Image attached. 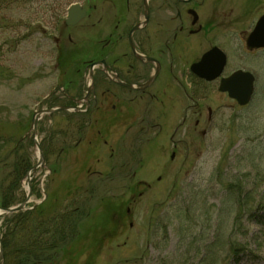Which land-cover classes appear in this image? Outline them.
Instances as JSON below:
<instances>
[{
    "label": "rangeland",
    "instance_id": "rangeland-1",
    "mask_svg": "<svg viewBox=\"0 0 264 264\" xmlns=\"http://www.w3.org/2000/svg\"><path fill=\"white\" fill-rule=\"evenodd\" d=\"M76 1L0 4V199L10 195L14 206L28 194L26 175L12 186L16 150L37 165L34 112L60 106L45 99L59 98L74 73L57 69L53 35ZM242 52L231 64L256 78L247 107L220 94L218 82L163 77L153 129H114L106 119L81 130L70 114L40 121L45 167L32 174L27 210L52 215L85 200L88 210L53 264H264V51Z\"/></svg>",
    "mask_w": 264,
    "mask_h": 264
},
{
    "label": "flooded vegetation",
    "instance_id": "flooded-vegetation-1",
    "mask_svg": "<svg viewBox=\"0 0 264 264\" xmlns=\"http://www.w3.org/2000/svg\"><path fill=\"white\" fill-rule=\"evenodd\" d=\"M76 4L85 16L77 25L68 26V9ZM263 17L264 0L72 2L64 19L55 20L53 58L64 76L72 70L74 73L69 75L70 82L61 88L59 98L52 93L45 99L48 104L60 102V106L47 109H72L60 110L50 117L70 114L81 130L84 126H104L106 119L114 129L129 131L138 125L141 130L153 129L149 116L155 83L168 77L170 81L201 85L218 82L220 86L223 79L237 71L249 72L233 68L231 63L241 58L240 50L246 59L264 51L248 44ZM213 49L222 52L226 62L220 77L208 82L195 74L192 66ZM191 52L194 57L186 61L184 55ZM220 56L217 53L216 59ZM211 116L209 109V122ZM199 124L197 121L196 127Z\"/></svg>",
    "mask_w": 264,
    "mask_h": 264
},
{
    "label": "trees",
    "instance_id": "trees-1",
    "mask_svg": "<svg viewBox=\"0 0 264 264\" xmlns=\"http://www.w3.org/2000/svg\"><path fill=\"white\" fill-rule=\"evenodd\" d=\"M32 167L30 159L26 161L19 157L16 150L12 184L17 186L16 191ZM8 196L0 199V208L16 204ZM86 203V200L82 202L79 209L56 211L52 215L46 214L44 207L39 206L4 217L0 229L4 249L1 264H53L57 255L75 239L80 222L87 218Z\"/></svg>",
    "mask_w": 264,
    "mask_h": 264
},
{
    "label": "water",
    "instance_id": "water-1",
    "mask_svg": "<svg viewBox=\"0 0 264 264\" xmlns=\"http://www.w3.org/2000/svg\"><path fill=\"white\" fill-rule=\"evenodd\" d=\"M85 16L84 10L81 9L80 5L76 4L68 9V16L66 24L68 26L77 25ZM251 48H264V17L259 21L255 31L251 34L248 42ZM217 53H221L220 58L217 60ZM226 57L218 49H213L206 53L201 62L192 66V71L206 79L208 82H213L218 79L225 67ZM255 84L256 78L250 72L237 71L232 76L227 79H223L219 86V92L228 94L231 100H234L238 106L247 107L253 100L255 94ZM72 108H62V109H44L36 111L32 119L33 127V141L39 155L38 163L34 166L26 175V180L28 183V194L26 200L14 207L0 209V218L2 216H9L11 214L24 211L27 209V205L31 202L32 198V184L31 176L39 167H45V159L43 151L37 140L38 136V124L42 118L47 115H52L60 110H70ZM174 155L172 156V159ZM4 258V249L2 245V237L0 233V263Z\"/></svg>",
    "mask_w": 264,
    "mask_h": 264
}]
</instances>
